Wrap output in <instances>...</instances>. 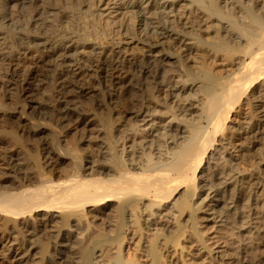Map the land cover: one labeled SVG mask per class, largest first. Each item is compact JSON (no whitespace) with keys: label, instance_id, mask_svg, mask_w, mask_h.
Here are the masks:
<instances>
[{"label":"bare ground","instance_id":"bare-ground-1","mask_svg":"<svg viewBox=\"0 0 264 264\" xmlns=\"http://www.w3.org/2000/svg\"><path fill=\"white\" fill-rule=\"evenodd\" d=\"M106 1L108 5L111 0ZM118 6L114 11L117 15L110 23L119 27V15L126 13L124 10L135 16L137 41L140 43L138 52L130 49L128 51L134 53H128L127 48L118 46L109 51L99 45L88 44L93 59L85 66V60L74 59L69 53L76 48L77 54L85 44V34L58 36L50 46L57 66L54 83L61 96L58 101L63 104L64 117L76 112L73 110L75 106L71 109L67 104L68 94L88 90L90 80L94 78L91 73L99 72L94 81L102 79L106 85V114L92 118L100 128L94 127V130L97 129L102 136L92 147L87 145L95 157H85L82 161L76 158L75 175L68 178L66 173L68 179L46 178L51 171L44 178L42 175L46 173L40 171L41 176L40 172L26 173V179L22 176L29 182L26 185L17 181L19 179L15 184L11 183L12 186L0 183V264L4 261V251L8 261L27 264L31 258L29 249H23V244L16 237L26 234L31 237L38 235V238L43 232H48L47 236L53 241L50 245L42 243L37 249L51 262L55 259L64 261L70 255L71 264H140L139 258L126 256L119 246L126 235L130 237L125 242L133 239V246L143 244L145 240L140 242L143 238L140 233L149 231H152V237H149L152 240L145 242L147 246L143 245L144 249L140 245L145 252V255H140L145 256L149 264H159L164 258L156 246L160 244V241L156 243L157 240L164 242L161 245L166 252L172 243L179 246V239L182 240L188 229L190 235L185 241L190 245L191 242L201 245L204 242L199 227L202 223L211 222L238 230L244 228L248 238L251 237L250 244L236 249V264H253L251 255L256 252L260 254V263L264 264V178L259 171L251 169L240 173L217 162V171L209 175L205 183L210 191V194H205L208 197L206 203H203L205 198L200 200V192L205 186L200 185L201 179L206 176H196L205 154L219 134L224 132V139L233 143L241 141L243 146L247 135L257 132L258 124L254 122L247 123L241 131L234 129V133L225 127V122L230 111L240 103L247 104L257 116L264 108V0H121ZM177 6L179 10L187 7L188 11L176 13ZM66 13L68 15L65 14L64 18L68 22L72 19L70 12ZM83 26L84 21L79 15L78 28ZM132 39L129 37L122 45L132 44ZM216 55L224 57L227 64L233 66L223 76L211 68ZM12 60V56L0 55V64L10 66ZM25 77L30 78V74ZM175 77L181 78L179 87L173 85ZM186 81L197 85L201 97L191 101L189 96H185L182 105L175 107L169 100L174 95L187 92L188 88L184 89ZM29 90L30 84L26 83L22 91L25 94ZM93 113L90 112L95 116ZM97 113L99 115V111ZM160 115L168 121L158 128L156 120ZM78 117L75 116L74 120H79ZM89 123L87 119L83 126L86 128ZM4 135L14 144L20 143L13 131L8 130ZM76 143H81V139ZM80 148L76 145L77 151ZM49 149H52L51 145ZM17 153H2L0 170L6 168L3 165L8 161H18L19 166L22 158ZM35 166L34 170H38L39 167ZM5 172L2 170L0 176L6 175ZM228 200L234 211L230 209ZM258 208L260 211H256ZM206 212L210 213L207 215ZM87 214L92 219L102 220L99 223L92 220L87 225L82 221ZM165 216L169 219L163 221ZM157 218H161L163 223ZM100 226H104L106 231ZM93 227L102 230L97 231L96 228L94 231L97 232L91 230L93 232L90 233V228L95 229ZM127 230L129 234H126ZM252 230L260 233L255 237ZM167 233L170 234L169 239ZM238 239L240 241V237ZM27 240L34 244L29 238ZM68 243L76 246H68ZM201 246L206 247L204 244ZM168 263L174 264L173 260Z\"/></svg>","mask_w":264,"mask_h":264},{"label":"rangeland","instance_id":"rangeland-1","mask_svg":"<svg viewBox=\"0 0 264 264\" xmlns=\"http://www.w3.org/2000/svg\"><path fill=\"white\" fill-rule=\"evenodd\" d=\"M120 1L114 2V0H111L109 4L106 5L107 4L106 0H14V1L0 0V55L12 56L13 59L12 62L10 63V66H7V64H0V149H1L0 155L3 154L5 155L6 153L7 155H9V152L12 155L14 153L19 152L17 154H19V156H21L22 158L19 166L17 165L18 161L17 162L8 161L5 164L6 166L3 165L8 170L6 168L2 169L3 172L6 171L5 172L6 175L0 176L1 184L12 186L17 181H21V182L23 181L24 184L26 185L27 183L29 184V182L24 180V178L26 179L24 175H26V173L28 175H33L34 172L36 174V172L38 173L40 171H44V173H46L44 175L41 174L42 172L38 173L40 174V176L41 175L42 177L44 176V178L46 177L47 173L49 174V171H51V173L47 175L46 178L49 179L52 176L51 177L52 179L54 178L57 179L56 177H59L60 180H65L67 178L66 176H68L69 178V176L75 175L77 169L76 167L77 159L81 158L80 161H82V159L84 160L85 157H92V156L95 157V155L93 154L94 152L93 151L91 152L92 149H90L87 145L89 146L95 145L96 143L99 142L100 136H102L101 133L97 131V129L100 128L99 126H97L96 124L97 122L95 123L96 119L94 120V118L96 116L103 117L104 116L103 114H106V110H105L106 99H104L106 98V93H107L105 92L107 91L106 85L102 79L100 81H94L100 75L98 71L95 70L92 73L90 72L91 77L94 76V78L90 80L91 83L90 86H88L90 88L84 91L85 94L83 95L84 92L82 93L72 92L71 94L69 93L68 94L69 96H67L66 98L68 106L70 108L72 106L73 107L75 106L73 110L76 111L77 113L73 111L74 113L70 112L71 113L70 116L67 115V117L66 116L64 117V114L62 112V110L64 111L63 104H61L58 101V97L60 95H58L54 83V79L57 73V66L55 65V56L50 52L51 51L50 46L52 45V43H55L54 41H56L58 36L62 35L64 37L67 36L68 34L69 35L72 34L76 36L77 33L85 34L86 36L84 39L85 44L82 45L77 50V54H76V48L71 52H69L73 56L72 58L74 59L80 58L82 61L85 60V62L83 61V64L85 66L89 65V63L93 59L92 51L90 50V48L87 47L88 44L99 45L109 51H112L113 49H115V47L118 46L121 48H127L126 52L128 53L132 51H135L136 53V51L139 49L138 47H140L139 46L140 43L138 42L139 41L138 35H136L135 16L131 12H128L129 10H124L126 11V13H124L123 15H119L121 19V24L119 27L117 26L116 28L115 25L110 23V21H112L111 19L115 18V16L117 15L114 11L119 7L118 5ZM180 4H182V2ZM176 8L178 10V12L176 10V13H180L181 11L187 10V7H180V10L178 9L179 6H177ZM66 12H70L72 19L68 21L70 24H68V22L65 21L64 15L65 14L68 15V13ZM79 15L81 17V21H84V26L81 28H78ZM129 37L133 38L131 41L132 44H128L127 46L122 45L124 44L125 41H127ZM167 45L171 47L170 44ZM130 49L132 51L129 52L128 50ZM171 50L173 51L174 48H172ZM223 59L224 57L220 58L219 55L218 56L216 55V57L213 60V63L211 62L212 70L215 73L217 72V74L221 76H223L226 72L228 73V70L230 71L231 68L233 69V66L227 64L228 62L225 59L224 60ZM206 60L207 62L209 61V59ZM187 63L189 64V61ZM7 68L9 69L8 72H7ZM26 74H30V78L25 77ZM179 80H181V78L175 77L173 80L174 81L173 85L179 87L181 85V83L178 82ZM26 83L30 84L31 90L25 93L26 94L25 95L22 89L23 87H25ZM97 88L100 89L102 93H100V90H96ZM185 88H188L186 90L187 92L180 93L179 95L176 96L174 95L170 98L169 101H171L170 103H172L173 106L176 107L182 105L185 96H189L188 99L191 101L193 100L195 101L199 97H201V94L197 91V85L186 81L184 83V89ZM103 93L105 94V97ZM93 94L94 97L92 96ZM180 95L181 97H179ZM99 100L101 102L103 101L102 104L101 102H99ZM84 101L89 106H87L84 103ZM94 102H98V103H94ZM92 111L95 112V116L93 115L94 113ZM97 111H99V115ZM90 112L93 114L91 115ZM78 113L80 118L78 117ZM81 115H83V117ZM75 116H77L79 120H74ZM92 116L94 118H92ZM161 117L158 118L159 120H156V122H158L157 125L158 128H160L164 122L168 121L166 117L163 118ZM87 119L90 120V123L85 128L83 126V121L86 122ZM249 122H254L258 124V129L254 135L252 134L247 135V138L246 139L244 138L245 143L243 146L241 145V141L233 143L229 139H224L223 136L224 132L222 134H219V136L215 138L216 142L215 141L213 142L211 149L205 154V157L202 160L203 163L201 162L199 169L196 171L197 177H199L201 174L202 175L204 174L206 176V178L202 177L201 179L202 183L200 185H205L206 181H208V176L217 171V162L221 163V165H224V167L227 168L231 167L233 170L237 172L240 171V173L241 172L246 173L251 169H256L259 171L260 176L264 178V108L262 110V113H260L257 116L255 112H253L247 104L240 103V105L238 104L230 111L229 115L227 116V120L225 122V127H227V129L229 128V131L231 130V132L234 133L235 131L234 129L238 128V131H241L240 129ZM94 127L97 128L96 131L94 130L95 129ZM2 130L4 132L6 131L8 132L9 130L16 133L20 139L19 140L20 143L15 142L14 144V142H12L11 139H8L9 137H6L4 135V132H2ZM238 131L237 133H239ZM1 132L3 135L1 134ZM96 132L99 133L97 134ZM94 135H96L97 138L96 136L94 138ZM89 136L90 137L92 136V138H94L93 141L89 140L92 139ZM87 138L89 139L86 141ZM78 139L79 140L81 139V143H76L79 142ZM216 139L219 141H217ZM49 144L51 145L52 149H49L50 148ZM76 145L78 146V148L80 147L83 149L85 148L84 151L81 148L80 151H77ZM47 151L49 153H47ZM21 152L24 154H21ZM82 152L83 155L81 156H84L83 158L80 156ZM84 152L85 153L88 152L86 156ZM55 155L59 157L57 158L55 157ZM31 157L33 158L35 157V158L32 160ZM35 161L38 164V165L36 164V166L39 167L40 169V170L38 169L39 171L37 169L34 170L35 168H33V166H35L36 163ZM23 162H25L26 164ZM14 163L16 165H14ZM23 165L25 166V169ZM14 166H15L14 169H16V171L12 169ZM72 166L75 168H73ZM71 167L72 169H70ZM18 168L21 170H19ZM30 168L31 171H28L30 170ZM9 169L11 171H9ZM74 169L75 171H73ZM2 170H0V172ZM69 170H71L70 172L72 173H69ZM17 173H19V175ZM66 173L67 175L65 176ZM8 175L9 176L12 175V176L9 177ZM57 175H61V176H57ZM14 176L16 177L20 176V177L19 178L15 177L14 179L13 178ZM16 179L19 180L16 181ZM57 180H53V181H57ZM194 183H196V181ZM208 188L209 185H205L203 186L202 191L200 192L202 193L200 200L205 198L203 203H206L208 200V197L207 198L205 197L206 193L210 194V191L207 190ZM228 202L230 209L232 208V210L234 211L233 204H230L229 200ZM260 205H262V203H260ZM157 210L159 211V209ZM256 211H260V209L258 208L256 209ZM209 213L210 212H206L207 215ZM167 215H169V213H167ZM84 216L85 218L84 219L82 218V221L87 223V225L89 224V221L93 220L95 221V223H99V220L101 219V218L92 219L88 214L87 217L86 215ZM144 217L147 216L145 215L143 216V218ZM165 218L166 216L162 218V220L164 221ZM156 220H158V218ZM162 220L160 218L158 222L163 223ZM93 228L95 229L90 228V231L91 230L94 231L96 230V228L97 231L102 229L105 230L104 226L102 227V229L99 228V230L98 227H93ZM199 229L201 232L202 242H204L203 244L206 246V247L204 246L205 248L201 246L203 244L200 245V243L198 244L197 242H191L190 245L188 241H185L186 239H188L190 235L188 229L185 232L186 235L184 233L183 236V238L185 237L184 240L182 236H181L182 240L179 239V243H178L179 246L178 245L174 246L172 243L171 245H173V247L170 245L169 249L167 250L168 252L167 251L165 252L163 246L161 245V243L164 242H162V240H157L156 243L158 244L160 241V244L156 246L159 250V253L160 252L162 253V254L160 253V255L165 260V261L160 260L159 264H169L168 262L172 260L174 264H223L226 262L227 264H236V261L238 260V256L235 255L237 252L236 249L238 248V246L248 245L247 243H249V240L251 239V237L248 238L249 237L248 233L243 231L244 228L243 229L240 228L238 230L237 228H233L228 225L226 226L222 224L216 225L211 222V223H202ZM258 230L257 231L252 230L253 236L256 237L260 233V232L258 233ZM93 231H91L90 233H92ZM97 231H94L93 233ZM143 231L144 230L140 232ZM151 232L152 231H149V233L148 232L140 233L143 234L140 236V237L143 236L140 242H142V240H145L144 243L141 244L139 242L140 243L139 245L137 244L136 246H133L135 242L133 241V239H131V241L127 240L125 242V240L130 237V235H126L127 233L129 234L127 230L126 234H122V236L126 235L127 237L122 242V245L119 246L120 249L124 251L123 253L126 256L131 255V256H135L136 258H139L140 264H149L147 263L148 259L145 256H142L145 255V252L142 251V249H140L141 248L140 245H142V247L143 245L147 246V243L145 244V242L149 241V239L152 237L150 235L152 234ZM43 233L38 238H37L38 235L35 237H31L30 235H26V234H24L23 236L16 237L17 240H20L18 242L23 244V249L25 250L29 249L28 254L31 258L28 259L27 264H69L72 261L70 255L69 257L64 259V261H59L58 259H55L52 262L49 261L48 258L46 257L43 258L41 256L40 250L37 249V247L39 248L42 245V243L43 244L48 243L50 245L51 241H53L51 237L47 236L48 232L47 233L43 232ZM252 234L250 233L251 236ZM166 235H169L168 237L169 239L170 234L167 233ZM241 236L244 237L241 238ZM239 237L241 242L238 241ZM28 238L29 240H32L34 244H30V242L27 240ZM151 240L152 239H150L149 242H151ZM189 240L191 241V239ZM68 246L75 247L76 244L68 243ZM137 246H139V250ZM127 250L129 251V253H131L130 250H132V252L135 253L127 254L128 252ZM210 250L212 251L209 252ZM140 253H142V255H140ZM4 254L5 257H4V261L2 262L3 264H15L11 260L9 261L7 260L6 251H4ZM255 254H253L254 256L251 255L252 257L251 259L254 260V261L251 260L252 263L262 264L260 263L259 252H256ZM220 255L222 256L219 257ZM212 257L215 258L213 259ZM221 259L222 261H220ZM143 260H145V262Z\"/></svg>","mask_w":264,"mask_h":264}]
</instances>
